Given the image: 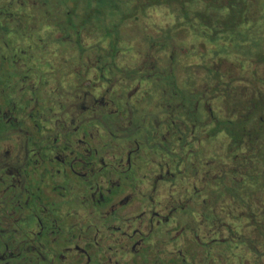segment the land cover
I'll return each mask as SVG.
<instances>
[{
    "label": "flooded vegetation",
    "instance_id": "obj_1",
    "mask_svg": "<svg viewBox=\"0 0 264 264\" xmlns=\"http://www.w3.org/2000/svg\"><path fill=\"white\" fill-rule=\"evenodd\" d=\"M112 1L118 40L89 42L101 30L76 2L0 0V264H219L216 254L252 250L243 219L264 247L253 129L228 104L264 92V67L241 77L213 66L219 54L243 65L264 54L242 33L264 0H246V22L218 23L228 33L213 40L202 16L212 5L224 18L228 0ZM155 7L181 18L192 73L178 72L170 27L122 46L128 23Z\"/></svg>",
    "mask_w": 264,
    "mask_h": 264
},
{
    "label": "rangeland",
    "instance_id": "obj_2",
    "mask_svg": "<svg viewBox=\"0 0 264 264\" xmlns=\"http://www.w3.org/2000/svg\"><path fill=\"white\" fill-rule=\"evenodd\" d=\"M98 1V2H97ZM42 2H45L46 4H49L50 6L54 7L57 3H59V0H42ZM73 2L78 3V7L82 11H86L90 18L91 22L98 27L99 32H92L91 34H88V41L91 42L93 40H104L107 39L106 35L109 34L111 36L110 41H116L119 37V32L115 28V24L122 21V18H117V16H112L110 14V10L108 9V5H112V0H62V4H64L63 7L68 8L69 5H71ZM92 2H95L92 4ZM264 4V2H263ZM106 7V9L104 8ZM257 7V6H256ZM256 10V9H255ZM252 11V17L250 23H248L245 27L242 28V33H248L251 35L253 42L256 43V45L253 48V52L257 51H264V18H260L256 12ZM114 12L116 11L113 10ZM123 10L119 9L117 14L122 13ZM127 12V11H126ZM116 14V12H115ZM260 19V20H259ZM181 18L177 16H170L166 13L165 8L163 7H155L152 10L149 11L147 15H140L138 17V20L130 21L126 28L124 29L123 35V41L122 46H125V49L131 43L129 41H134L132 45L138 44L140 40H143L145 33L149 35L152 39H156L159 37H162V31H164L167 27L172 28L171 35L173 36L174 44L177 47H174L173 49L178 52V61H179V69L178 72L180 74H185L189 70L192 73L193 71L190 69L191 67H197V61L193 59H186L185 57H182V51L184 49L183 46V40L184 38V31L181 30V24H182ZM106 34V35H105ZM97 35L100 36L97 37ZM109 41V39H107ZM195 41L190 40L188 42V45L193 44ZM202 43V42H201ZM109 42L106 43L108 45ZM203 44V43H202ZM250 43L248 42L247 45ZM189 47V46H188ZM223 47V40H219L218 42L211 44L207 41L203 44V51L206 55H209L210 57L216 56L217 52L219 50H222ZM196 50V46L193 48ZM201 51V50H199ZM169 50L162 51L161 53L156 54L157 57L163 58L166 56V54H169ZM219 57H216V64L213 66L219 67L221 72L227 73L229 72H235L237 76L241 77H248L249 74H252L254 71L256 72L255 67L253 64L247 63V64H240V60L242 59L239 55L236 54H219ZM225 55H229L226 57ZM235 55V56H234ZM225 56V57H224ZM194 62V63H191ZM189 64L190 68L185 69L183 66L187 67ZM211 64V63H209ZM245 66L244 70L239 71V69ZM257 73L260 76H264V69H258ZM188 74V73H187ZM184 76V75H183ZM247 88L243 89V93H247L249 95L253 94L255 90H258L259 85H248ZM263 199L264 200V193L262 192H255V198L254 199ZM247 211L244 208H238V213L240 215V212ZM259 211V210H258ZM226 221H232L230 219H226ZM249 221L247 219H243L241 223L236 224V230L240 233L241 236L251 237V241H253L254 246L251 251L248 249V245H241L237 246V254L234 255V257L230 258L229 253H223V254H216L215 257L219 264H241L240 258L243 260V262L246 264H264V247H260L257 243L260 241V238L252 233V228H244L246 225L248 226ZM250 246V247H252ZM255 247H257L255 250ZM254 249V250H253Z\"/></svg>",
    "mask_w": 264,
    "mask_h": 264
},
{
    "label": "trees",
    "instance_id": "obj_3",
    "mask_svg": "<svg viewBox=\"0 0 264 264\" xmlns=\"http://www.w3.org/2000/svg\"><path fill=\"white\" fill-rule=\"evenodd\" d=\"M181 6L182 0H176ZM257 1V0H256ZM98 2V1H97ZM95 2H92V4ZM157 4H169V0H157ZM246 6V0H228V3L222 6L217 7V11L221 13L223 8H230V10L226 13L223 18L222 15L217 16V14L212 15L210 11V5L206 8L205 13L203 14L204 24L207 28L212 30L211 40L216 38L220 34L228 33L225 29H219L217 26L218 23L228 25L236 24L237 27L239 25L246 22L247 16L244 14V9ZM216 8L213 7L212 10ZM218 13V12H217ZM217 20V21H216ZM218 28H217V27ZM164 39V38H163ZM254 67L262 66L264 67V54L257 55V63L253 64ZM257 79L264 85V79H261L256 74L254 80ZM230 98V96H229ZM229 109L233 110L236 108L237 110V119L245 120L248 122L246 125H251L253 129L252 133V164H254V169L256 171L262 172V176L264 178V92L259 95L252 96L249 99H242L241 94H237L236 98H230L229 101ZM241 129V127L239 128ZM239 130L237 131V133ZM240 134V133H238ZM259 214V213H258ZM260 215V214H259Z\"/></svg>",
    "mask_w": 264,
    "mask_h": 264
}]
</instances>
